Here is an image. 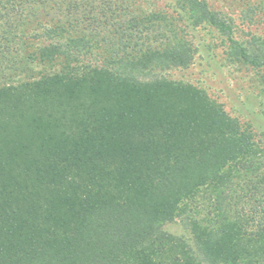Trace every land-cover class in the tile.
Wrapping results in <instances>:
<instances>
[{
    "label": "trees",
    "instance_id": "16d2710c",
    "mask_svg": "<svg viewBox=\"0 0 264 264\" xmlns=\"http://www.w3.org/2000/svg\"><path fill=\"white\" fill-rule=\"evenodd\" d=\"M97 1L112 11L0 0V264H264L257 134L196 86L136 78L188 67L184 40L83 65L104 38ZM179 4L192 26L232 33L207 0ZM235 42L233 62L264 65Z\"/></svg>",
    "mask_w": 264,
    "mask_h": 264
},
{
    "label": "rangeland",
    "instance_id": "374dc122",
    "mask_svg": "<svg viewBox=\"0 0 264 264\" xmlns=\"http://www.w3.org/2000/svg\"><path fill=\"white\" fill-rule=\"evenodd\" d=\"M210 11L232 27V33H224L206 24L192 26L189 14L179 4V0H114L112 11L96 2L97 9L92 16V27L100 48L84 54L80 62L101 66L105 64L103 52L126 46L129 52L150 45L169 47L177 40L189 44L193 59L186 68L141 71L135 74L141 81L163 78L172 82L191 84L203 90L212 100L221 104L225 112L242 124H250L260 147L264 150V65L253 67L233 62V44L245 48L250 55L264 56V10L257 3L260 0H207ZM101 12V15L99 14ZM142 12L145 14L141 18ZM158 16L157 19L151 16ZM165 16V17H164ZM127 18L141 19V26L125 31ZM139 17V18H138ZM164 17V19H161ZM102 22L97 25V22ZM156 20V21H155ZM113 23L108 29L104 23ZM96 38V39H97ZM130 42V43H129ZM101 53V55H100ZM260 58V57H259ZM40 70V69H39ZM237 210V208L234 206ZM169 226L171 232L188 235L186 224L178 221Z\"/></svg>",
    "mask_w": 264,
    "mask_h": 264
}]
</instances>
